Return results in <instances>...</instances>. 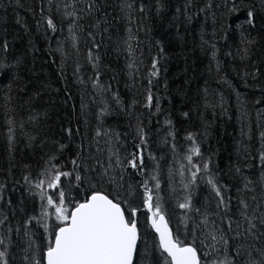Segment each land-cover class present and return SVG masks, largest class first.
<instances>
[{
    "label": "snow or ice",
    "instance_id": "obj_1",
    "mask_svg": "<svg viewBox=\"0 0 264 264\" xmlns=\"http://www.w3.org/2000/svg\"><path fill=\"white\" fill-rule=\"evenodd\" d=\"M44 2L45 0H41L42 4ZM46 2L51 7L47 12L43 7L40 8L38 27L44 29L46 38L56 41L57 47L54 50L62 56L65 53V41L71 42L73 50H79L80 34L84 32L83 21L86 17L92 19L97 13H101L100 17L89 24L86 33L87 40L91 43L87 61L93 70V75L88 78L93 90L92 101L95 102L96 96L103 97L111 92L112 100L119 110L134 115L129 109L139 104L145 110L142 115L157 117L156 123L161 125L159 117L165 116V109L161 105L158 90L163 48L151 56L146 75H140L145 60L142 41L137 34L142 30V25L137 23L135 13H145V5L142 2L137 5V0H119L120 19L125 21V35L113 41L107 14L101 12L99 0ZM192 3L193 0H187L186 6L190 7ZM240 3L241 0H225V4L230 5V13L238 12ZM218 6L213 5L212 0H206L200 11L210 12L215 20L212 9ZM255 15V11L250 8L243 21L237 20L242 45L237 53L242 61L250 59L252 46L256 43L255 38L249 39L245 35L257 27ZM187 19L191 21L192 16L189 15ZM133 25L136 26L135 31ZM65 32L67 36L63 39L57 35ZM105 34L115 50L126 55V68L133 83L138 79L146 81L138 86V94L143 96L142 102L133 100L131 104L125 105L110 83L101 82L100 51L104 46ZM201 40L209 46L211 57L216 60L219 51L217 43L204 40L203 34ZM8 48L7 40L0 41V51L6 52ZM11 67L0 63V81L12 74ZM217 67L219 68V61ZM80 71L81 66L77 62L73 71L75 82L87 86L86 80L79 75ZM261 75V66L255 62L252 70H245L242 74L245 87H249L248 80L255 81L256 84L252 87L262 93V97L254 101L259 106L258 118L264 117V87H260L259 83ZM163 86L167 88L166 82ZM65 94V103H68L71 93L65 89ZM3 99L5 105L12 102L10 95L6 94ZM80 107L81 113H86L88 104L83 98ZM110 114L107 103L103 102L97 119L102 120ZM182 115L187 118L189 112H183ZM38 118L39 114H36L30 115L28 119L34 123ZM7 123L11 152L16 139L14 118L9 117ZM161 126L169 129L162 143L175 140L174 121L170 116L163 119ZM60 134L69 142H73L77 136L83 139L77 144V153L71 159L70 166H62L59 161L68 144L54 139L53 149L44 160V167L38 176L22 177L25 191L36 199L38 207L33 209L32 214L25 213L24 219L15 229L4 208L12 209L15 218L16 206L8 194L9 185L0 181V264H9L8 252L14 231L23 241L25 264H264V131L259 133L260 148L256 155L250 156L245 148L243 167L239 164L234 168L229 166L228 174L234 171L241 178L235 198L229 194V186L222 183L218 174L212 170V157L206 158L202 153L196 134L188 133L185 136L190 146L182 160L187 164L181 163L177 170L181 177L188 174L187 183L181 181L183 188L194 191L193 186L198 179L205 182L215 207L211 210L207 206L196 207L192 191L178 199L176 208L181 212L176 223L183 228V233L180 227L174 229L171 226V216L161 203L159 160L148 151L149 135L145 121L137 117L131 150L125 146L127 133L105 131L101 127L95 130L94 137L90 140L78 127L62 125ZM101 138H104L103 146ZM27 139L29 145L36 142L35 136ZM171 148L175 151L176 145L172 144ZM146 160L155 162L150 173ZM249 160L253 163L250 164ZM256 161L259 163L256 164ZM253 166L259 168L256 179L245 175L244 171ZM131 175H138L142 179L138 184L130 183L126 177ZM169 175L174 173L170 170ZM80 196L83 198H77ZM142 209H146L148 213L146 226L143 228L140 223ZM19 210H25L22 200ZM5 226L7 235L3 231Z\"/></svg>",
    "mask_w": 264,
    "mask_h": 264
},
{
    "label": "trees",
    "instance_id": "obj_2",
    "mask_svg": "<svg viewBox=\"0 0 264 264\" xmlns=\"http://www.w3.org/2000/svg\"><path fill=\"white\" fill-rule=\"evenodd\" d=\"M54 2L59 3L60 0ZM141 2L146 7L145 13H135L137 23L142 25V30L137 34L142 41L145 60L140 75H146L151 56L163 48L158 94L165 116L159 119L162 125L163 119L170 116L176 132L175 140H169L167 144L162 141L169 129L158 125L157 117L142 115L145 110L139 104L129 109V112L134 113L129 115L118 109L111 92L103 97L96 96L95 102L92 101L93 90L88 78L93 75V70L87 61L91 43L86 33L89 24L100 17L101 13L92 19L86 17L83 21L84 32L80 34L79 50H73L71 42L65 41V53L62 56L54 50L57 47L56 41L46 38L44 29L38 27L40 8L43 7L47 12L51 7L46 0L43 4L41 0H0V41L7 40L9 44L6 52L0 51V63L12 66V74L0 81V181L9 185L8 194L16 206L15 218L12 209L4 208L13 229L24 219L25 213L32 214L33 209L38 207L36 199L25 191L22 177L38 176L44 167V160L53 149V140L68 144L64 154L59 157L62 166H70L71 159L77 153V144L83 137L77 136L73 142L64 140L60 134L62 125L80 128L89 140L94 137L98 127L114 133H127L128 142L125 146L131 150L137 117L145 121L149 135L148 151L159 160L161 203L163 207H172L173 211L166 212L171 216V226L174 229L180 227L181 233L184 230L176 223L181 210L176 208V202L192 189L183 188L181 181L187 183L188 174L181 177L177 170L181 163L187 164L182 157L190 146V142L185 140L188 133L196 134L202 153L206 158L212 157V170L218 174L222 183L229 186V194L235 198L241 178L234 171L228 174L229 166L234 168L239 164L243 167L245 148L247 154L255 156L260 148L259 133L264 131V117L258 118L259 106L254 103L262 97V93L252 87L255 81L248 80L249 87H245L242 80L243 72L252 70L255 62L261 66L259 83L260 87H264V0H241L236 13L228 11L230 5H226L225 0H212L213 5H219L212 9L215 20L210 12L200 11L206 0H193L190 7L186 6L187 0H159V3L157 0H137V5ZM99 3L101 12L107 14L112 40L124 36L125 21L120 19L119 0H99ZM250 8L256 13L257 27L245 35L249 39L255 38L256 43L252 46L250 59L242 61L237 53L242 47L237 20L243 21ZM189 15L192 16L191 21L187 19ZM135 28L133 25L134 31ZM202 34L204 40L217 43L219 51L216 60L212 59L209 46L202 43ZM57 35L63 39L67 33ZM100 57L101 82L110 83L125 105L131 104L133 100L142 102L143 96L138 94V86L146 81L138 79L133 83L126 68V55L115 50L107 34ZM77 62L81 66L79 75L86 80L87 86L75 82L73 71ZM165 82L167 88L163 86ZM65 89L71 93L68 103H65ZM6 94L12 97L10 105H5L3 97ZM81 98L88 104L84 114L81 113ZM103 102L107 103L111 114L98 120L97 113ZM183 112H189V116L183 117ZM36 114H39L38 120L29 122V116ZM9 117L15 120L13 127L16 137L11 152L7 139ZM149 120L151 123H148ZM30 136L36 137V142L31 145L27 139ZM172 144L176 145L175 151L171 148ZM146 163L149 164L148 172H152L155 162L146 160ZM249 163L253 161L249 160ZM170 170L174 175H169ZM244 171L245 175L253 179L259 176V168L256 166ZM126 179L138 184L142 177L131 175ZM193 187L192 200L196 207L207 206L210 210L215 207L205 182L198 179ZM165 194L169 199L163 200ZM77 198L82 199L83 196ZM21 200L25 204L24 212L19 210ZM146 217L147 212L141 211L142 228L146 226ZM3 231L8 234L7 226ZM22 246L23 241L14 231L8 252L9 264H25Z\"/></svg>",
    "mask_w": 264,
    "mask_h": 264
},
{
    "label": "rangeland",
    "instance_id": "obj_3",
    "mask_svg": "<svg viewBox=\"0 0 264 264\" xmlns=\"http://www.w3.org/2000/svg\"><path fill=\"white\" fill-rule=\"evenodd\" d=\"M127 142H128V139H127ZM138 181V180H137ZM169 199L168 196L165 194L164 197H163V200H167ZM164 209L167 211V210H171L173 211L172 207L170 205H166L164 206ZM145 209H142V211H144ZM146 211V210H145ZM174 218V217H173Z\"/></svg>",
    "mask_w": 264,
    "mask_h": 264
},
{
    "label": "water",
    "instance_id": "obj_4",
    "mask_svg": "<svg viewBox=\"0 0 264 264\" xmlns=\"http://www.w3.org/2000/svg\"><path fill=\"white\" fill-rule=\"evenodd\" d=\"M147 215H148V213H147Z\"/></svg>",
    "mask_w": 264,
    "mask_h": 264
}]
</instances>
